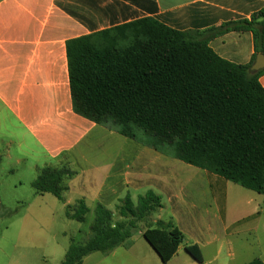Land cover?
I'll use <instances>...</instances> for the list:
<instances>
[{
	"label": "crops",
	"instance_id": "crops-1",
	"mask_svg": "<svg viewBox=\"0 0 264 264\" xmlns=\"http://www.w3.org/2000/svg\"><path fill=\"white\" fill-rule=\"evenodd\" d=\"M263 9L264 0H0V169L23 167L34 187L44 167H67L74 176L63 202L83 200L89 212L99 204L114 212L127 195L135 205L149 191L161 196L163 208L148 223L91 264H164L143 236L158 222L185 236L167 264H235L224 241L259 223V196L77 114L67 49L74 39L152 18L196 33L223 59L248 65L255 37L238 29L259 22L253 16ZM260 83L264 88V75ZM136 235L151 250H133ZM186 242L200 247L202 262L185 250ZM213 244L218 249L205 253L202 246Z\"/></svg>",
	"mask_w": 264,
	"mask_h": 264
},
{
	"label": "trees",
	"instance_id": "trees-1",
	"mask_svg": "<svg viewBox=\"0 0 264 264\" xmlns=\"http://www.w3.org/2000/svg\"><path fill=\"white\" fill-rule=\"evenodd\" d=\"M239 31H252L256 55L248 65L220 57L208 41L152 18H142L68 42L70 88L75 112L120 135L144 142L178 160L264 196V69L251 71L264 54V9ZM256 25V28H255ZM254 27L249 29V27ZM67 167L46 166L35 190L64 201ZM67 216L81 223L83 200ZM163 208L153 191L135 205L127 195L116 213L99 204L85 244H72L61 264L124 245L133 230ZM115 216L119 220L115 221ZM144 238L167 264L185 241L172 223L148 225ZM185 250L202 262L197 244ZM248 264H264L254 259Z\"/></svg>",
	"mask_w": 264,
	"mask_h": 264
},
{
	"label": "rangeland",
	"instance_id": "rangeland-1",
	"mask_svg": "<svg viewBox=\"0 0 264 264\" xmlns=\"http://www.w3.org/2000/svg\"><path fill=\"white\" fill-rule=\"evenodd\" d=\"M18 169L12 173L0 169V264H61L72 244L82 245L89 241L95 210L86 215L84 223L70 219L67 216L69 205L53 194H38L32 187L34 178L30 172L23 167ZM19 183H23V187ZM245 192L259 196L261 219L252 230L230 234L224 241V250L236 256L235 264H248L254 259L264 262V196ZM76 209L77 204L71 205L70 214L73 215ZM114 219L119 220L117 216ZM135 242L133 250H153L143 237L136 235ZM218 247L219 244L202 246L205 253ZM100 257L101 252L93 253L86 264L93 260L97 262Z\"/></svg>",
	"mask_w": 264,
	"mask_h": 264
},
{
	"label": "water",
	"instance_id": "water-1",
	"mask_svg": "<svg viewBox=\"0 0 264 264\" xmlns=\"http://www.w3.org/2000/svg\"><path fill=\"white\" fill-rule=\"evenodd\" d=\"M264 69V54H258L255 63L251 67L253 73ZM148 242V241H147ZM149 244V243H148ZM150 245V244H149ZM151 246V245H150ZM152 247V246H151Z\"/></svg>",
	"mask_w": 264,
	"mask_h": 264
}]
</instances>
